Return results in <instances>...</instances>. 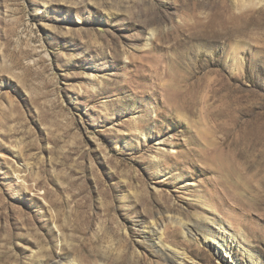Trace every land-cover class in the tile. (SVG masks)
<instances>
[{
	"label": "rangeland",
	"instance_id": "1",
	"mask_svg": "<svg viewBox=\"0 0 264 264\" xmlns=\"http://www.w3.org/2000/svg\"><path fill=\"white\" fill-rule=\"evenodd\" d=\"M70 261L264 264V6L0 0V264Z\"/></svg>",
	"mask_w": 264,
	"mask_h": 264
},
{
	"label": "bare ground",
	"instance_id": "2",
	"mask_svg": "<svg viewBox=\"0 0 264 264\" xmlns=\"http://www.w3.org/2000/svg\"><path fill=\"white\" fill-rule=\"evenodd\" d=\"M240 3L243 5V6H253V7H258V6H264V0H240ZM217 14V13H216ZM111 15H114V13L113 12H111ZM213 22H215V20L213 19ZM155 28H151L149 31H148V36H146L147 38H146V41H145V46L146 47H148V46H150V43H151V39H152V36H154V34H155ZM146 75V74H145ZM158 75V74H157ZM178 87V86H177ZM176 90V89H175ZM162 91V90H161ZM172 91V90H171ZM166 92H168V91H166ZM166 92L164 93V94H166ZM187 92H185V91H177V93L175 92L174 93V90H173V94H171L170 93V91H169V93H167V96H169V97H166L164 94H162L163 95V100H164V104L166 105V106H168V105H170V106H172V104L174 103V102H176V104H177V106H180L181 104H185V103H187L186 102V97H187V94H186ZM169 94H171L172 96H170ZM189 95V94H188ZM188 100H189V98H188ZM187 100V101H188ZM189 103V102H188ZM175 104V103H174ZM174 106V105H173ZM182 106V105H181ZM180 106V107H181ZM183 107V106H182ZM186 107V106H185ZM174 108V107H173ZM172 109V108H171ZM177 109V108H176ZM178 110V109H177ZM167 218V217H166ZM168 219H172V217H168ZM163 220L164 219H162L161 217L160 218H157V219H155V220H151L150 222H149V227H150V231L152 232V236H154L155 237V239L157 240V243L160 245V247L161 248H166V250L168 249V246H166V244L163 242V238H162V228H160L159 226H161L162 224H163ZM174 220H176L177 221V223L180 225V226H184L185 228H186V230H187V232H190L191 233V228L187 225V224H185V223H183L182 221H181V219L180 218H174ZM209 237H212V238H208L207 237V235H204V236H202V241L203 242H208V240L210 239H212L211 241L213 242L214 241V237L213 236H209ZM212 242L211 243H209V245H211L212 246V248L215 250V253H216V255H219L222 259H224V258H226V257H228L227 256V254L229 253L228 251H226V250H223V253H220V250L219 249H221L220 247H221V245L222 244H219V246L218 245H216V246H213V244H212ZM215 242V241H214ZM223 248V247H222ZM182 253V252H181ZM184 253V252H183ZM232 261V260H231ZM69 264H78V263H75L74 261H70L69 262Z\"/></svg>",
	"mask_w": 264,
	"mask_h": 264
}]
</instances>
